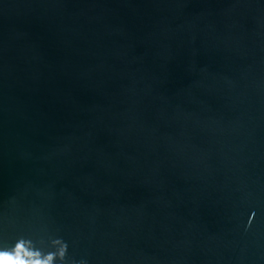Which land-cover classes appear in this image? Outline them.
<instances>
[{
  "label": "water",
  "instance_id": "1",
  "mask_svg": "<svg viewBox=\"0 0 264 264\" xmlns=\"http://www.w3.org/2000/svg\"><path fill=\"white\" fill-rule=\"evenodd\" d=\"M60 239L264 264V0H0V264Z\"/></svg>",
  "mask_w": 264,
  "mask_h": 264
},
{
  "label": "clouds",
  "instance_id": "2",
  "mask_svg": "<svg viewBox=\"0 0 264 264\" xmlns=\"http://www.w3.org/2000/svg\"><path fill=\"white\" fill-rule=\"evenodd\" d=\"M251 222V221H249ZM62 244H63V247H64V253L62 255V261H63V264H66V256H67V243L65 241H63L62 239H60Z\"/></svg>",
  "mask_w": 264,
  "mask_h": 264
}]
</instances>
